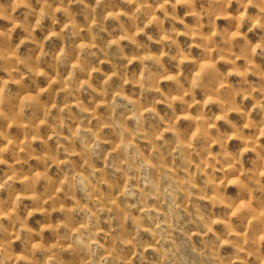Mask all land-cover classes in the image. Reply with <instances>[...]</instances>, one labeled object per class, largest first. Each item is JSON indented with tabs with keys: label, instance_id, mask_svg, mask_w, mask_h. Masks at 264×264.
I'll use <instances>...</instances> for the list:
<instances>
[{
	"label": "rangeland",
	"instance_id": "374dc122",
	"mask_svg": "<svg viewBox=\"0 0 264 264\" xmlns=\"http://www.w3.org/2000/svg\"><path fill=\"white\" fill-rule=\"evenodd\" d=\"M0 264H264V0H0Z\"/></svg>",
	"mask_w": 264,
	"mask_h": 264
},
{
	"label": "clouds",
	"instance_id": "9594fccd",
	"mask_svg": "<svg viewBox=\"0 0 264 264\" xmlns=\"http://www.w3.org/2000/svg\"><path fill=\"white\" fill-rule=\"evenodd\" d=\"M249 2H251V0H249ZM78 183L83 184V180H79ZM77 242L78 243H83V240L80 239L79 237H77Z\"/></svg>",
	"mask_w": 264,
	"mask_h": 264
}]
</instances>
